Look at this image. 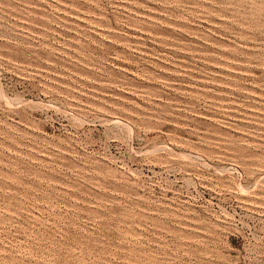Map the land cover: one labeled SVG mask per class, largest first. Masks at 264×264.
I'll return each mask as SVG.
<instances>
[{
  "label": "rangeland",
  "instance_id": "1",
  "mask_svg": "<svg viewBox=\"0 0 264 264\" xmlns=\"http://www.w3.org/2000/svg\"><path fill=\"white\" fill-rule=\"evenodd\" d=\"M0 264H264V0H0Z\"/></svg>",
  "mask_w": 264,
  "mask_h": 264
}]
</instances>
